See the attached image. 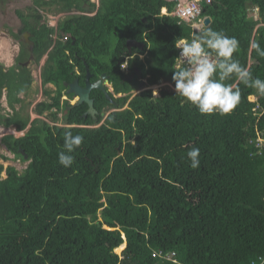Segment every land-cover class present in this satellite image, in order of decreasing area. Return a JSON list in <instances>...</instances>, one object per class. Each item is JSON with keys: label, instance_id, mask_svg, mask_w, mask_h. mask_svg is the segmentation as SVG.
<instances>
[{"label": "trees", "instance_id": "16d2710c", "mask_svg": "<svg viewBox=\"0 0 264 264\" xmlns=\"http://www.w3.org/2000/svg\"><path fill=\"white\" fill-rule=\"evenodd\" d=\"M33 3L18 15L35 44L36 65L46 57L43 101L32 107L19 94L32 88L29 68L0 63V127L22 132L0 143L27 162L22 171L0 164V264H251L264 256V152L251 156L250 143L258 132L264 137V113L253 111L257 104L264 109V96L229 80L241 91L237 107L202 116L169 86L158 97L145 90L115 102L93 90L99 114L84 117L88 106L71 105L65 84L84 85L86 67L91 81L106 73L116 93L161 81L175 87V41L200 31L162 14L175 0ZM46 7L82 14L54 28ZM202 10L213 30L238 40L234 57L241 65L264 79V58L251 48L254 42L264 48V0H211ZM55 33L67 41L53 45ZM128 40L144 49L130 53ZM67 131L84 142L65 169L57 157ZM193 147L200 150L197 169L186 155ZM155 251L175 252L176 261L153 257Z\"/></svg>", "mask_w": 264, "mask_h": 264}, {"label": "clouds", "instance_id": "9594fccd", "mask_svg": "<svg viewBox=\"0 0 264 264\" xmlns=\"http://www.w3.org/2000/svg\"><path fill=\"white\" fill-rule=\"evenodd\" d=\"M204 2L207 1L203 0L201 7ZM164 9L166 8L162 10L163 15L172 16L168 11L164 12ZM67 13L70 14L71 12ZM202 13L200 17V19H202V24L198 30H195L200 32L194 34L190 40L179 38L175 41L174 46L178 49V55L175 59V70L172 71V81L175 87L168 82L161 81L153 85H141L137 91L132 90L130 93H118V98H125L131 94L140 93L145 90H151L153 96L158 97L161 91L169 86L174 89L175 96L179 97L182 103L189 104L195 108L200 115L210 116L215 114L225 116L230 114L233 109L237 107L241 98L239 87H234L232 84L226 83V81L235 79L244 86L255 89L259 95L264 96V79H260L259 77L253 78L252 73L245 66H242L239 60L234 57V54L237 53L239 48L238 40L235 37L227 36L223 31L213 30L211 26L205 28L204 19L208 16H203ZM71 14H75V12ZM52 18H50V20ZM180 21L183 20L180 19ZM59 22V19H56L55 25L51 23H49V25L57 28ZM187 23H190L193 28L191 22ZM196 23L199 22L196 21ZM203 28L205 29L202 30ZM54 36L57 38L54 39L53 45H55L58 40L67 41L68 39V37L59 39L57 33H55ZM19 47H21L20 43L18 49ZM251 48L259 57L264 58V48H262L258 42L252 43ZM21 54L19 50L17 55L19 56ZM22 58H24L23 55ZM20 62L21 61L16 62L15 64L17 65H14L17 67ZM121 68L126 72L128 71L126 66H121ZM130 77H133V75H130L129 78ZM140 80L146 82L147 78ZM108 83H110L113 89V92H111L112 94L110 91L108 94L112 98L117 99L113 81L109 79ZM49 87L55 89L53 85H49ZM19 94L21 96L24 95L23 90H21ZM63 98H65L64 100L68 99L67 96H63ZM73 99H76L74 103H72ZM112 101L115 102V100ZM76 102L77 98L73 95L70 103L75 105ZM103 116L105 117V114ZM83 142L84 137L82 135H73L70 131L64 132L62 150L58 152L57 157L59 165L65 169L71 168L75 162L74 153L81 147ZM186 155L189 166L192 169H197L200 165L199 148H191ZM122 236L126 247V237L124 234Z\"/></svg>", "mask_w": 264, "mask_h": 264}, {"label": "rangeland", "instance_id": "374dc122", "mask_svg": "<svg viewBox=\"0 0 264 264\" xmlns=\"http://www.w3.org/2000/svg\"><path fill=\"white\" fill-rule=\"evenodd\" d=\"M2 1H4V2H2L3 5H2V7H0V12H2L4 15L6 13H8L7 14L8 20H5V21L10 23L11 26H14V28H16V29H17V27H19V25H18L19 21H18L17 15H16V10H24L25 11L26 9L31 8L32 5H34L33 0H26L25 2L22 1V2H24L22 4L20 3V1H15V0H2ZM8 1L9 2L12 1L15 5H10V3ZM91 2H97V0H91ZM0 6H1V4H0ZM51 11H52V13L46 11L47 14L45 13V15L46 16L51 15L50 18L53 17L50 20V23L53 25H55L54 23L56 22V19H59V21H62V19L64 17L71 15V13H74V12H71L70 14H68V13L62 14L60 12L54 13L55 12L54 8H51ZM75 14H80V13L75 12ZM255 16H257V15H255ZM5 21L3 20V18L0 17V63L4 64L6 67H10L16 63L17 59L15 57L19 51V49H18L19 45H18V43H16V44L11 43L10 44V42L4 37V35H3V26L4 25L3 24H6ZM5 28L9 29V27L7 25H5ZM12 31H13V29L11 28L10 32H12ZM141 57H143V56H141ZM45 58H44V60H45ZM25 60H26L25 58H21V62H23ZM44 60L39 65H36V63L33 62L28 67L31 70L33 77L35 79H34L31 90H28L21 97H22V99H25V97H26L27 101L32 102L33 103L32 107H34V105L36 103L43 101V99H44V97L42 96V93H41V79H40L41 67H42V63L44 62ZM14 68L16 69L17 67L15 66ZM107 88L110 90V93L113 92L112 86L110 84L107 86ZM116 95H117V100L120 99V97L118 98V93ZM254 98L255 97H251L250 100L253 101ZM64 99L65 98H63L62 101H65ZM75 101H76V99H73L72 103H74ZM117 102L120 103V106H124L123 104L125 102H123V103H121V101H117ZM2 103H3V106H5L7 109L5 94L2 98ZM126 107H127V105H125L123 108H126ZM7 110L10 111L9 109H7ZM113 110H115V109H112V111ZM106 115L107 114H105V116ZM33 116H32L33 118L40 117L39 115H36V114H34ZM59 116L62 117V113L59 114ZM55 125H58L59 127L64 126V124H62V123H57ZM5 134H14L17 137L22 136V132L5 130L3 127H0V138L2 136H4ZM258 135L261 136V134L259 132H258ZM1 156L8 157L9 160L8 161L3 160L1 158ZM0 164H2L5 168H7L10 165L14 166L20 171L25 169V167L27 166V162H22L20 159H16L15 156L1 143H0ZM5 177H6V173L3 172L2 178H5ZM124 247H125V243H124L121 250H119V251L115 250V252L117 254L121 255V252L123 251Z\"/></svg>", "mask_w": 264, "mask_h": 264}, {"label": "water", "instance_id": "95a60500", "mask_svg": "<svg viewBox=\"0 0 264 264\" xmlns=\"http://www.w3.org/2000/svg\"><path fill=\"white\" fill-rule=\"evenodd\" d=\"M212 19L210 17H206L204 19V26L207 27L211 24ZM18 42L23 47L24 53L27 58L23 63H18L19 66L28 68L31 63L35 62V53L34 48L35 44L31 39V34L29 31H24L21 36L18 38ZM127 47L129 52H132V48H138L140 50L144 49V43H140L136 40H128ZM92 74L89 71L88 67H86V76L84 79V85H80L78 79H74V81L70 84H65L68 88L66 90L67 94L74 95L77 98V102L75 105L86 104L88 109L84 113V117L90 116L92 119H96L99 112L96 110L94 106V99L91 97V93L93 90H99L105 94V97L112 102V97L106 92V85L104 82H109V76L106 73H103L99 76V78L95 81H91ZM104 115V113H101ZM106 117V116H105ZM22 152V151H21ZM27 158V156L25 155Z\"/></svg>", "mask_w": 264, "mask_h": 264}, {"label": "built area", "instance_id": "2783aa9c", "mask_svg": "<svg viewBox=\"0 0 264 264\" xmlns=\"http://www.w3.org/2000/svg\"><path fill=\"white\" fill-rule=\"evenodd\" d=\"M176 4L173 8V11L171 12L172 16H176L179 19L186 21V22H191L193 24V29L198 30L199 27L202 24V19L201 13H202V7L201 3L203 0H175ZM208 3L211 2V0H205ZM257 11V10H256ZM198 21L199 23H196ZM57 37L54 36V39ZM67 39V38H65ZM253 101H256V98L253 99ZM253 111L255 113L260 112V115L264 113V109L261 107V105L257 104L254 108ZM251 144H254L256 147V151L251 154V156L255 155H262L264 152V137L257 135L256 139H251L250 140ZM175 252H167L164 254L162 251H155L153 253V257H163L166 260H175ZM251 264H264V256H258L254 260H252Z\"/></svg>", "mask_w": 264, "mask_h": 264}, {"label": "flooded vegetation", "instance_id": "af4514ba", "mask_svg": "<svg viewBox=\"0 0 264 264\" xmlns=\"http://www.w3.org/2000/svg\"><path fill=\"white\" fill-rule=\"evenodd\" d=\"M15 1H20V3L22 4V3H24L26 0H15ZM22 1H24V2H22ZM2 2H4V1H2V0H0V4H1V6L0 7H2ZM9 2V1H8ZM10 3V5H15L12 1L11 2H9ZM32 7H33V5H32ZM31 7V8H32ZM28 9H30V8H28ZM27 10V9H26ZM25 10V11H26ZM50 10V11H49ZM24 12V10H16V15H17V18H18V21H19V27H17V29L16 28H14V26H11V24L10 23H8L7 21H5V20H8V13H6L5 15H4V17H3V20L5 21V23L6 24H3L4 26H3V35H4V37L10 42V44L11 43H13V44H16V43H18V45H19V42H18V38L21 36V34L24 32V31H28L27 29H26V26H25V24H23L22 23V21H21V18L19 17V15H18V12ZM50 12V13H52V11H51V8H49V7H46L45 8V13L47 14V12ZM62 14H64V13H62ZM48 16V15H47ZM51 16V15H50ZM50 16H48V18H50ZM52 18V17H51ZM5 25H7L8 27H9V29H6L5 28ZM5 28V29H4ZM11 28L13 29V31L12 32H10V30H11ZM19 50H20V52L22 53V55L24 56V58L26 59L27 58V56H26V54L24 53V50H23V47L21 46V47H19ZM130 78H132V77H130ZM130 93V92H129Z\"/></svg>", "mask_w": 264, "mask_h": 264}, {"label": "bare ground", "instance_id": "6f19581e", "mask_svg": "<svg viewBox=\"0 0 264 264\" xmlns=\"http://www.w3.org/2000/svg\"><path fill=\"white\" fill-rule=\"evenodd\" d=\"M167 10L166 9H164V12H166ZM105 83V85H109L110 83H107V82H104ZM107 86H106V92L108 93L110 90L107 88ZM123 247V246H122ZM122 247H119V248H117L116 249V251H119V250H121L122 249Z\"/></svg>", "mask_w": 264, "mask_h": 264}, {"label": "crops", "instance_id": "0c3cea01", "mask_svg": "<svg viewBox=\"0 0 264 264\" xmlns=\"http://www.w3.org/2000/svg\"><path fill=\"white\" fill-rule=\"evenodd\" d=\"M255 16V15H254ZM0 17L1 18H3L4 17V14L2 13V12H0ZM20 56V55H19ZM18 57V55H16V57L15 58H17ZM21 58L22 57H20V61H21ZM19 60V59H18ZM16 62H17V60H16ZM35 79V78H34ZM50 86H52V85H50ZM51 89H53V88H51ZM34 117V116H33Z\"/></svg>", "mask_w": 264, "mask_h": 264}]
</instances>
